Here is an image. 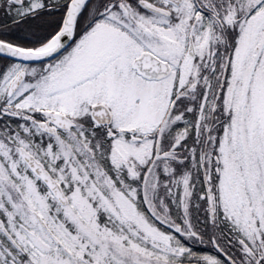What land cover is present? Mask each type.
<instances>
[{"label": "snow or ice", "instance_id": "snow-or-ice-1", "mask_svg": "<svg viewBox=\"0 0 264 264\" xmlns=\"http://www.w3.org/2000/svg\"><path fill=\"white\" fill-rule=\"evenodd\" d=\"M0 264H264V0H0Z\"/></svg>", "mask_w": 264, "mask_h": 264}]
</instances>
